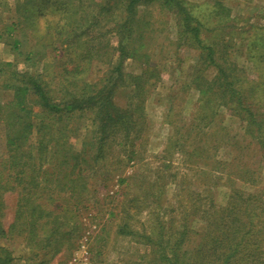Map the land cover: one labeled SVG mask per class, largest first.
<instances>
[{
	"label": "rangeland",
	"instance_id": "obj_1",
	"mask_svg": "<svg viewBox=\"0 0 264 264\" xmlns=\"http://www.w3.org/2000/svg\"><path fill=\"white\" fill-rule=\"evenodd\" d=\"M44 1L0 0V68L4 70L0 74L1 100L10 99L14 94L4 88L5 82L17 80L21 84L26 77H34L49 90L54 102H58L57 97L72 100L73 94L81 96L84 87L97 90L109 84L113 90L111 100L124 110L128 107V98L133 107L137 102L138 93L132 82L138 81L136 77H147V73L152 72L142 96L146 113L141 122L142 135L138 137L132 133L129 140L134 141V146L126 145L128 150L133 148L135 157L121 153L119 149H109L99 157L98 146L88 144L87 155L93 156L96 152L99 157L93 175L87 179L90 186H95L88 194L96 204L80 217L81 224L77 225L80 231L76 229L73 234L72 246L69 249L64 247L53 258L52 264H199L194 255L205 242L208 232V222L202 210L206 202L204 192L215 186L216 197L222 200L228 188L221 186L233 166L228 164L224 171H216L210 167L217 159L213 156L237 162L232 154V144L237 139H245L247 123L225 108H219L215 116L217 126L213 129L219 134V129L225 126L227 129L222 130V134L226 136L218 142L217 146H222L217 153L210 151V159L195 161L188 154L186 156L179 146L182 141L169 146L170 137L182 135L178 128L193 120L198 91L193 87L186 88L185 83L201 54L196 46L183 45V39L177 34L180 28L175 12L163 10L157 2L139 4L136 12L129 14L126 4L119 0H68L72 3L69 5L70 15L77 19L71 36H82L79 40L80 35L74 39V60L68 57L60 60L62 49L51 47L47 27L53 23L54 17L64 24L68 14L60 4L61 0ZM186 1L196 15L215 29L204 33L203 38L208 43L214 42L216 60L230 74L239 73L233 71L235 65L251 74L248 40L240 36L250 37L252 30L264 28V0H221L229 10H222L218 15L214 11L217 6L211 0ZM29 7L34 15L27 10ZM23 13L30 15L25 19ZM126 18L129 19L127 22ZM12 24L18 26L10 36L6 26ZM131 30L136 32L132 34L133 43L128 46L129 39L125 36ZM15 39L20 41V49L14 48ZM85 41H89L91 53L80 58ZM9 62H12L10 67L6 66ZM79 62H86L88 68L82 79L71 81L69 75L68 78L62 76L66 66L73 67ZM201 68L205 78L213 80L219 74L215 66L206 69L204 62ZM205 78L197 81L199 86L206 87L203 84ZM35 109L40 113L34 121L38 124L44 109L38 105ZM130 112L134 114L133 108ZM63 123L66 126L62 130L60 120L52 124L54 131L46 133V142H57L63 147V142L68 141L73 152L80 155L86 148L83 143L97 129L94 114L91 110L69 112ZM36 138L34 130L30 142L36 143ZM144 139L146 143L141 144L139 141ZM214 140L209 139L205 146ZM0 142V157L7 159L4 135ZM186 148L190 152L192 142ZM250 157L242 155V159L256 168L258 158ZM86 166L84 168H89ZM201 168L208 169L211 174L201 173ZM221 178L223 180L219 182ZM255 180L254 184L238 185L250 191L264 189V169L260 168ZM4 198L7 206L3 221L8 228L14 220L17 192L6 191ZM111 210L117 212L114 218L110 217ZM104 224H107L105 231L102 230ZM119 225L125 226L126 234L118 233ZM0 246L8 248L3 254L10 258L8 261L5 258L2 264H35L41 256L40 246L19 239L7 243L4 237H0ZM235 264L249 262L241 259Z\"/></svg>",
	"mask_w": 264,
	"mask_h": 264
},
{
	"label": "trees",
	"instance_id": "obj_2",
	"mask_svg": "<svg viewBox=\"0 0 264 264\" xmlns=\"http://www.w3.org/2000/svg\"><path fill=\"white\" fill-rule=\"evenodd\" d=\"M51 1L54 2L47 0L48 3ZM119 1L126 4L129 14L136 12L137 5L153 2L159 3L167 12H175L180 28L177 34L183 39V45L196 46L201 52L200 61L194 66L190 79L185 83L186 88L193 87L198 91L193 120L187 126L178 128L182 135L174 134L170 137L169 146L182 141L179 146L186 156L188 154V157H193L195 161L210 159V151L214 150L217 153L222 146H217L218 142L226 136L222 134V130L227 129L225 126L219 129V134L214 130L217 126L215 116L219 108H225L247 123L245 139L242 141L237 139L232 144V154L237 162H227L217 155L213 156L217 159H214L210 167L216 171H224L225 165L228 164L233 166L221 186L228 188L222 200L216 197L218 193L216 189L214 190L215 186L207 188L204 192L206 202L202 205V210L208 222V232L205 242L195 252V262L235 264L241 259H247L249 264H264V189L250 191L238 185V183L254 184L260 168L264 169V28L252 30L250 37L240 36L248 40V59L252 63V73L248 75L246 69L235 65L233 71L239 73L230 74L227 68L216 60L217 49L214 42L208 43L203 38L204 33L215 29L210 28L203 17L196 15L187 5L186 0ZM211 1L217 6L214 10L215 15L222 10H229V6L223 1ZM60 4L65 7L68 20L60 24V19L56 17L52 19L53 23L47 27L51 36L49 44L54 50L62 49L60 60L64 57L74 60L76 41L74 39L80 34L76 37H72L71 34L77 19L75 15H70L69 5L72 4L70 1L61 0ZM27 10L34 15L30 7ZM39 10L42 11L41 8ZM23 14V17L26 16L25 19L30 15ZM127 20L129 19L126 18V22ZM17 26L18 24L6 26L10 36ZM134 32L136 31L131 30L125 36L129 39L128 46L133 43L131 40ZM88 42H83L80 53L83 56L80 58L91 53ZM13 45L15 49L21 48L18 39L14 40ZM123 49L124 44L121 45V50ZM202 62L205 63L206 69L211 66L218 69L219 74L215 79H208L202 75ZM11 65L12 62H9L6 66ZM86 65V62H79L73 67L66 66L62 76L68 78L69 75L71 81L82 79L84 73L88 71ZM3 71L0 68V74ZM151 74L152 72H148L147 77L135 78L138 81L132 82V85L136 87L138 93L136 105L133 107L134 104L128 98V107L124 110L116 107L111 100L110 94H113V90L109 84L97 90H86L84 87L81 96L73 94L72 100H67L65 97L59 100L57 97L58 102H54L49 90L42 82L33 79L34 77H26L21 80V84L17 83V80L3 84L4 88L12 90L14 94L10 99H0V140L4 135V152L8 154L7 159L0 157V237H4L7 243L19 239L26 244L40 246L41 256L35 264H52L53 258L64 247L69 249L72 246L73 234L76 229L77 232L80 231L78 229L80 227L77 226L81 224L80 217L89 209H93L96 204L88 194L91 187L95 188V186H90V181L87 179L93 175L98 158L109 149L113 151L119 149L121 153L133 154L132 158L136 154L133 148L128 150L126 145L134 146V141L129 140L132 133L138 134V137L142 135L141 122L146 117L142 96L147 90L146 86L150 82L148 78ZM203 78L206 87L199 86L197 82ZM35 105L44 109V115L38 120V124L34 121L40 113H37ZM132 108L134 114L130 112ZM76 110L80 112L91 110L97 128L93 131L94 135L83 143L86 148H83L80 155L73 152L70 142L64 141L62 147L57 142H46L45 137L46 133L54 131L52 124L58 120L62 122L60 129L62 130L66 126L63 123L65 114ZM34 130L37 138L36 143L33 144L30 140ZM211 138L215 140L206 147V143ZM139 142L146 143L145 139ZM189 142L193 145L190 152L186 148ZM88 144L98 146L99 157L96 152L93 156L87 155ZM242 155L258 158L259 164L253 168L254 165L242 159ZM43 160L45 161L42 162ZM84 165L89 168H84ZM88 169H91L90 172ZM201 173L211 174L204 168H201ZM222 180L221 178L219 182ZM6 191L17 192L14 220L8 228L3 221L7 206L4 198ZM81 203L83 206H80ZM123 205L121 202L122 207ZM116 213L111 210L110 217L114 218ZM96 216H99L98 212ZM106 227L107 224H104L102 230L105 231ZM118 228L120 235L127 233L125 226L119 225ZM4 252H8V248L0 246V264L6 258ZM9 259L6 258L7 261ZM169 264L173 263L169 262Z\"/></svg>",
	"mask_w": 264,
	"mask_h": 264
}]
</instances>
